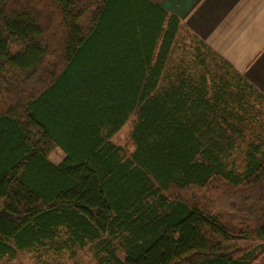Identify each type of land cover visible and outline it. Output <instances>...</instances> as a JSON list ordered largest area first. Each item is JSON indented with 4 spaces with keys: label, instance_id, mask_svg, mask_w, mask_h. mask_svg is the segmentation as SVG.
I'll return each instance as SVG.
<instances>
[{
    "label": "trees",
    "instance_id": "16d2710c",
    "mask_svg": "<svg viewBox=\"0 0 264 264\" xmlns=\"http://www.w3.org/2000/svg\"><path fill=\"white\" fill-rule=\"evenodd\" d=\"M180 29L150 0H0V258L264 264V95L195 36L170 65Z\"/></svg>",
    "mask_w": 264,
    "mask_h": 264
},
{
    "label": "crops",
    "instance_id": "0c3cea01",
    "mask_svg": "<svg viewBox=\"0 0 264 264\" xmlns=\"http://www.w3.org/2000/svg\"><path fill=\"white\" fill-rule=\"evenodd\" d=\"M264 95V0H150Z\"/></svg>",
    "mask_w": 264,
    "mask_h": 264
},
{
    "label": "rangeland",
    "instance_id": "374dc122",
    "mask_svg": "<svg viewBox=\"0 0 264 264\" xmlns=\"http://www.w3.org/2000/svg\"><path fill=\"white\" fill-rule=\"evenodd\" d=\"M179 44L180 46L175 45V53L171 56L169 60L170 65H178L181 62L185 63L189 60H193L192 48L190 45L196 41L194 35L184 27H181L179 31ZM190 46V47H189ZM193 47V46H192ZM54 54H50L48 62H55ZM181 63V64H182ZM133 117H131L121 129L113 134L110 140L122 146L126 152H129L131 149L129 146V133L132 126ZM264 134V132H262ZM63 153L59 149H54L49 153V158L53 162H58L61 160ZM68 251L64 250L62 255L59 256L55 253L48 255L41 251V256H38V252L32 251H16L10 256H4L0 258V264H95L93 261L92 253L88 247L84 249L77 250L73 257H69Z\"/></svg>",
    "mask_w": 264,
    "mask_h": 264
}]
</instances>
